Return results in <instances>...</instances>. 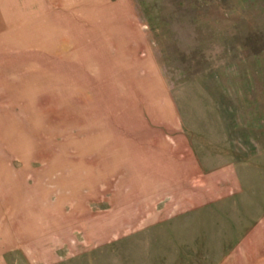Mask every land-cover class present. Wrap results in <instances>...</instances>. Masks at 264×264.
Wrapping results in <instances>:
<instances>
[{"label": "rangeland", "instance_id": "374dc122", "mask_svg": "<svg viewBox=\"0 0 264 264\" xmlns=\"http://www.w3.org/2000/svg\"><path fill=\"white\" fill-rule=\"evenodd\" d=\"M0 264H264V0H0Z\"/></svg>", "mask_w": 264, "mask_h": 264}, {"label": "crops", "instance_id": "0c3cea01", "mask_svg": "<svg viewBox=\"0 0 264 264\" xmlns=\"http://www.w3.org/2000/svg\"><path fill=\"white\" fill-rule=\"evenodd\" d=\"M158 156V155H157ZM119 157V156H118ZM120 158H121V156H120ZM166 160V161H165ZM164 160V162L163 163H161L160 162V164L162 165V166H167V167H169L170 169L172 168V170H171V172H170V170L169 171H167L166 170V173H164V175L165 176H161V165L159 166V168L158 169H156L155 168V165L154 164H152V166L154 167V169L153 168H151V169H148V173L152 176V180H155L157 183H160L161 181H163V180H167L168 182H170L171 184H173V183H185V184H187V182H188V184H189V181H191L192 182V180L195 178V176H198L199 175V173H198V171H196V169H197V164H196V162L193 160V158H191V157H188V156H184V155H180V154H178L177 152H175L174 153V156L172 157V158H169V159H165ZM171 162H170V161ZM183 160H185V162H184V165L182 164V162H178V161H183ZM166 163H168V165L166 164ZM190 164H191V166H190ZM194 164L196 165V166H194ZM193 167H196L195 168V170H193L194 168ZM156 169V170H155ZM196 171V172H195ZM174 172V173H173ZM168 173H169V175H168ZM175 176V177H174ZM169 177H171V178H169ZM206 182H207V180H205ZM204 182L203 181H201V183L200 184H203ZM199 189H201L202 190V186H201V188H199ZM148 191H150V189L148 190ZM152 191V190H151ZM149 192V193H147L145 196H143V198H147V204H149V205H152V206H154L155 205V203L157 202V201H155L156 200V198H158L159 197V194H160V191H156V192ZM203 191V190H202ZM181 192V191H180ZM188 192V191H187ZM183 193V192H182ZM200 193V192H199ZM205 193H208V191H205ZM185 194V196H186V194L187 193H184ZM209 194V193H208ZM172 196H174V198H176V199H178V197H177V190L175 189V190H173L172 191ZM205 197V194L203 193V192H201L200 194H197L196 196H194V195H189V197L188 198H186V201L184 202L186 205H188V206H192V205H194V204H197L199 201H201L203 198ZM180 198V197H179ZM185 200L183 197H181L180 198V201L181 200ZM194 201H196V202H194ZM152 209H150V210H147V211H145V213L147 214V217H146V221L147 222H150V223H152L154 220H156L155 219V217L156 216H154L153 214H151L152 213V211H151ZM149 214H151V215H149ZM157 218V217H156ZM154 222H156V221H154ZM62 239H63V237H62ZM45 257H47V256H45ZM42 260V259H41Z\"/></svg>", "mask_w": 264, "mask_h": 264}]
</instances>
